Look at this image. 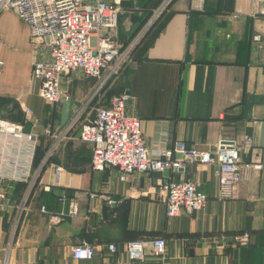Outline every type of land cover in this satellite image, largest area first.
Returning a JSON list of instances; mask_svg holds the SVG:
<instances>
[{
    "label": "crops",
    "instance_id": "crops-1",
    "mask_svg": "<svg viewBox=\"0 0 264 264\" xmlns=\"http://www.w3.org/2000/svg\"><path fill=\"white\" fill-rule=\"evenodd\" d=\"M106 1L119 3L116 41L125 45L145 16L167 0ZM165 9L170 15L151 45L136 54L114 87L103 89V95L109 94L104 104L129 91L127 111L142 120L144 140L154 155L178 140L210 150L221 138L248 135L251 145L241 152L245 166L234 196L219 198L216 163L195 161L168 176L152 172L125 181L115 168L93 170L91 146L80 141L77 128L64 129L79 108H87L83 121L94 116L96 105H86L97 81L72 71L62 78L71 99L43 100L32 67L38 59H49V48L32 39L28 25L13 11L3 10L0 118L39 135L36 168L42 169L33 186L0 183L5 195L0 198L1 264H264V48L252 40L255 32H264L259 15L264 0H172ZM258 18L263 23L256 29ZM46 129L57 137L46 136ZM56 167L63 168L59 176ZM164 180H194L209 197L206 206L167 217L160 191ZM90 193L97 196L90 198ZM61 195L78 201L79 214L54 223L40 209L46 206L51 214L68 209V203L59 202ZM236 235L248 236V243L236 242ZM159 236L167 240L163 257L128 259L126 242ZM83 242L94 248L90 260L72 255ZM111 243L117 253L108 250Z\"/></svg>",
    "mask_w": 264,
    "mask_h": 264
},
{
    "label": "built area",
    "instance_id": "built-area-1",
    "mask_svg": "<svg viewBox=\"0 0 264 264\" xmlns=\"http://www.w3.org/2000/svg\"><path fill=\"white\" fill-rule=\"evenodd\" d=\"M3 10L13 11L28 25L32 39L41 41L49 48V59L36 60L32 76L41 83L40 97L52 104L71 99L70 93L62 87V78L75 70L97 79L99 90L111 86L124 73L140 39L127 46L119 45L116 41L120 14L118 2L0 0V11ZM259 15L264 17V10H260ZM232 18H238V15L234 14ZM152 23L151 20L148 26ZM252 40L264 48V32H255ZM3 65L0 59V71ZM130 99L127 89L115 94L108 106H98L94 116L85 121L82 119L85 107L79 108L65 126L64 133L77 128L80 141L91 146L90 166L93 170L115 168L125 181L136 174L184 170L188 163L195 161L216 163L219 198L234 196V188L240 182L245 166L241 152L251 145L248 135L240 140L221 138L210 150L198 149L178 140L172 148L162 147L154 155L144 140L142 120L127 111ZM24 112L29 115L31 110L24 107ZM44 134L57 137L51 129H46ZM39 142V135L26 131L23 124L0 118V183L10 181L34 185L42 169L35 167ZM176 154L180 156L179 159L174 157ZM247 166L255 170L263 167L262 164ZM62 171V167L55 168L57 176ZM44 189L50 190V187L45 186ZM160 191L165 194L166 215L169 218L182 213L193 214L203 209L209 199L205 192L198 189L194 180H164L160 183ZM96 196V193H90V198ZM4 197L0 193V198ZM58 200L63 205L68 203V209L62 208L58 213L51 214L46 206H42L40 211L50 214L54 223H59L65 216H78V201L66 195L59 196ZM235 240L246 244L249 238L236 235ZM107 248L111 253L118 252L115 243L108 244ZM166 248L167 240L160 236L130 240L124 245L130 261L163 257ZM72 255L77 260H90L94 256V248L83 242L72 249Z\"/></svg>",
    "mask_w": 264,
    "mask_h": 264
},
{
    "label": "trees",
    "instance_id": "trees-1",
    "mask_svg": "<svg viewBox=\"0 0 264 264\" xmlns=\"http://www.w3.org/2000/svg\"><path fill=\"white\" fill-rule=\"evenodd\" d=\"M169 15L170 13H167V10H165L163 13L159 15V17H157V19L150 26H148L147 24H149V22L152 20L151 18L152 13H149L148 15L145 16V21L143 23V26L132 34L129 42L123 45V46H127L128 44H130L131 42H133L134 40L140 37L136 47L133 50L131 61L134 59L136 54L137 55L142 54L151 45L159 29L163 26L164 22L167 20ZM146 25L147 27H144ZM38 150L39 147L37 149L35 167L39 164L41 159V156L39 157Z\"/></svg>",
    "mask_w": 264,
    "mask_h": 264
},
{
    "label": "rangeland",
    "instance_id": "rangeland-1",
    "mask_svg": "<svg viewBox=\"0 0 264 264\" xmlns=\"http://www.w3.org/2000/svg\"><path fill=\"white\" fill-rule=\"evenodd\" d=\"M171 1L172 0H167L166 2H165V4H164V7H162V8H159V9H156L153 13H152V21L154 22L156 19H157V17H159V15L161 14V13H163L166 9H164L162 12H161V10L163 9V8H166V6L168 7L169 6V4L171 3ZM1 12V11H0ZM257 22H256V29H258L259 28V26H257L259 23L258 22H262L263 23V20H261V18H258L257 20H256ZM127 68V67H126ZM123 75V74H122ZM122 75H120V77L122 76ZM119 77V78H120ZM92 79V80H96L97 81V79H95V78H92V77H88V79ZM119 78L112 84L113 85V87L116 85V83H117V81L119 80ZM106 96H109V94H104L103 95V90H99L98 89V81L96 82V87H95V89L94 90H92L91 91V95H90V99H89V101L87 102V105H86V107H91L92 105L93 106H95V109L98 107V106H100V107H104L106 104H104V102H105V97ZM111 98V97H110ZM109 98V99H110ZM86 109L87 108H85V112H86ZM85 119V118H84Z\"/></svg>",
    "mask_w": 264,
    "mask_h": 264
},
{
    "label": "water",
    "instance_id": "water-1",
    "mask_svg": "<svg viewBox=\"0 0 264 264\" xmlns=\"http://www.w3.org/2000/svg\"><path fill=\"white\" fill-rule=\"evenodd\" d=\"M156 173V175L157 176H168L169 174H170V172L169 171H165V172H163V173H161V172H155Z\"/></svg>",
    "mask_w": 264,
    "mask_h": 264
}]
</instances>
